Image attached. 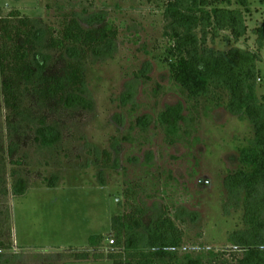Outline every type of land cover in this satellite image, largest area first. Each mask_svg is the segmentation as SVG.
<instances>
[{"label": "rangeland", "instance_id": "obj_1", "mask_svg": "<svg viewBox=\"0 0 264 264\" xmlns=\"http://www.w3.org/2000/svg\"><path fill=\"white\" fill-rule=\"evenodd\" d=\"M166 1L0 0L3 15L18 10L54 29H58L62 14H76L83 21L94 13L105 14L118 28L110 55L86 67L93 112L80 120L63 119L59 154L26 148L21 169L30 172L28 193L22 198L9 193L0 202L1 211L9 210V253L18 257L16 264H64L57 261L56 253L79 251L94 235L104 237L106 254L112 237L110 220L123 212L127 183L142 188L148 218L165 211L186 219V225L180 226L184 231L183 254L213 251L227 261L233 259L227 252L232 248L229 237L243 229L242 212L223 213L226 178L238 169V153L253 138V130L247 120L226 111L227 97L219 93L220 100L202 99L196 111H191L193 139L175 145L165 141L156 124L158 115L186 101L163 63L168 45L162 18ZM230 1V5L215 2L214 6L240 11L245 35L238 42L232 38L226 41L230 33L222 31L213 42L208 38L207 47L256 52L254 30L264 24V0H245V6L240 0ZM260 56L257 95L264 98V49ZM189 112L185 110L184 115ZM5 115L0 95L4 145L8 141ZM137 119L143 121L145 131L136 126ZM103 151L111 154V169L99 167ZM10 169L7 164L8 175ZM53 177L57 180L48 187ZM11 182L7 176L8 188ZM191 217L196 221L190 222Z\"/></svg>", "mask_w": 264, "mask_h": 264}, {"label": "trees", "instance_id": "obj_2", "mask_svg": "<svg viewBox=\"0 0 264 264\" xmlns=\"http://www.w3.org/2000/svg\"><path fill=\"white\" fill-rule=\"evenodd\" d=\"M230 0H167L162 13L167 47L163 63L170 80L185 94L186 101L167 108L157 117V126L170 145L188 142L194 131L191 111L202 99L209 102L227 97L226 111L247 120L253 138L237 157L238 169L226 178L223 213L242 212L243 229L229 237L233 259L213 251L183 254L186 219L162 211L147 217L142 188L128 185L123 191V212L110 220L111 239L105 254L102 235L91 236L81 250L56 253L64 264H264V98L257 95L258 64L264 49V24L254 30L257 51L238 47L218 51L207 47L222 31L234 42L245 35L240 11L214 6ZM240 4L246 5L245 0ZM215 3V4H216ZM248 12V11H247ZM118 28L105 14L89 15L83 21L76 14H62L58 29L40 19H30L18 10L3 15L0 9V95L5 115L7 144L0 137V202L9 193L15 198L28 193L29 171L21 167L22 152L37 150L60 153L63 119H83L93 112L86 88L88 64L110 55ZM217 101V100H216ZM218 106V105H216ZM190 111L184 115V111ZM192 113V114H191ZM145 131L141 119L136 120ZM100 169H111V154L102 152ZM10 165L9 175L6 167ZM99 165L98 159L94 162ZM102 172V171H100ZM7 176L11 187L7 186ZM56 177L48 183L53 187ZM2 208V207H1ZM0 208V209H1ZM4 208V207H3ZM0 210V264H16L12 255L10 214ZM195 222V218H189ZM230 256V257H231ZM239 256V257H238Z\"/></svg>", "mask_w": 264, "mask_h": 264}]
</instances>
